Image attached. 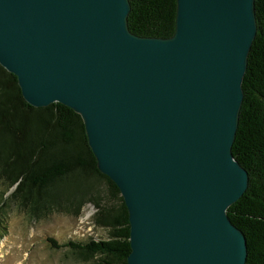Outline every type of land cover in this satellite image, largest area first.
I'll return each instance as SVG.
<instances>
[{
	"label": "water",
	"instance_id": "obj_1",
	"mask_svg": "<svg viewBox=\"0 0 264 264\" xmlns=\"http://www.w3.org/2000/svg\"><path fill=\"white\" fill-rule=\"evenodd\" d=\"M129 12L128 0H0V65L30 106L80 116L127 209V264H245L227 209L248 187L231 148L254 0H176L164 39L132 34Z\"/></svg>",
	"mask_w": 264,
	"mask_h": 264
},
{
	"label": "trees",
	"instance_id": "obj_2",
	"mask_svg": "<svg viewBox=\"0 0 264 264\" xmlns=\"http://www.w3.org/2000/svg\"><path fill=\"white\" fill-rule=\"evenodd\" d=\"M129 31L168 38L175 28L176 0H128ZM256 35L242 82L243 101L231 148L248 174V187L227 209L246 240L245 264H264V0H254ZM0 182L6 201L30 219L51 213L78 218L93 206L92 223L106 236L59 244L90 264H127V209L115 184L97 169L79 115L61 104L35 108L25 102L17 79L0 65ZM103 188L102 194L100 189Z\"/></svg>",
	"mask_w": 264,
	"mask_h": 264
},
{
	"label": "rangeland",
	"instance_id": "obj_3",
	"mask_svg": "<svg viewBox=\"0 0 264 264\" xmlns=\"http://www.w3.org/2000/svg\"><path fill=\"white\" fill-rule=\"evenodd\" d=\"M100 191L104 193L103 188ZM9 193L0 182V264H90L68 248L53 249L47 239L62 244L106 236V231L90 219L91 205L84 207L78 218L51 213L34 220L12 204L3 205Z\"/></svg>",
	"mask_w": 264,
	"mask_h": 264
},
{
	"label": "built area",
	"instance_id": "obj_4",
	"mask_svg": "<svg viewBox=\"0 0 264 264\" xmlns=\"http://www.w3.org/2000/svg\"><path fill=\"white\" fill-rule=\"evenodd\" d=\"M91 208L93 209V211H92V214H91V217H92V215L94 214V212H95V209L91 206ZM91 219V218H90Z\"/></svg>",
	"mask_w": 264,
	"mask_h": 264
},
{
	"label": "bare ground",
	"instance_id": "obj_5",
	"mask_svg": "<svg viewBox=\"0 0 264 264\" xmlns=\"http://www.w3.org/2000/svg\"><path fill=\"white\" fill-rule=\"evenodd\" d=\"M1 249V248H0Z\"/></svg>",
	"mask_w": 264,
	"mask_h": 264
}]
</instances>
